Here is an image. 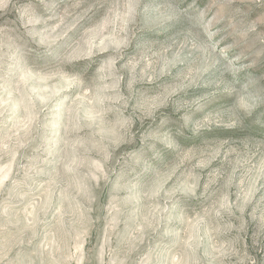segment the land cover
<instances>
[{
	"label": "rangeland",
	"instance_id": "rangeland-1",
	"mask_svg": "<svg viewBox=\"0 0 264 264\" xmlns=\"http://www.w3.org/2000/svg\"><path fill=\"white\" fill-rule=\"evenodd\" d=\"M0 264H264V0H0Z\"/></svg>",
	"mask_w": 264,
	"mask_h": 264
}]
</instances>
